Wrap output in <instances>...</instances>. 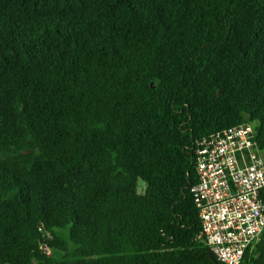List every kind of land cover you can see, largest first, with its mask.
<instances>
[{
  "label": "trees",
  "instance_id": "1",
  "mask_svg": "<svg viewBox=\"0 0 264 264\" xmlns=\"http://www.w3.org/2000/svg\"><path fill=\"white\" fill-rule=\"evenodd\" d=\"M239 124L264 151V0H0V264H221L196 146Z\"/></svg>",
  "mask_w": 264,
  "mask_h": 264
},
{
  "label": "built area",
  "instance_id": "2",
  "mask_svg": "<svg viewBox=\"0 0 264 264\" xmlns=\"http://www.w3.org/2000/svg\"><path fill=\"white\" fill-rule=\"evenodd\" d=\"M198 182L191 194L205 241L221 264H242L264 232V151L250 124H239L197 143ZM39 249L51 256L50 248Z\"/></svg>",
  "mask_w": 264,
  "mask_h": 264
},
{
  "label": "rangeland",
  "instance_id": "3",
  "mask_svg": "<svg viewBox=\"0 0 264 264\" xmlns=\"http://www.w3.org/2000/svg\"><path fill=\"white\" fill-rule=\"evenodd\" d=\"M144 188H145V185H144L142 182H140V183H139V192H140V193H143Z\"/></svg>",
  "mask_w": 264,
  "mask_h": 264
}]
</instances>
